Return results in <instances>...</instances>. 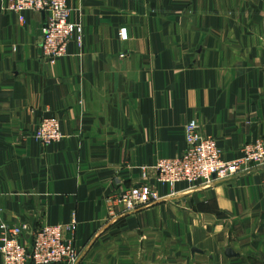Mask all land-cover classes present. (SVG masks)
Wrapping results in <instances>:
<instances>
[{
  "label": "crops",
  "instance_id": "obj_1",
  "mask_svg": "<svg viewBox=\"0 0 264 264\" xmlns=\"http://www.w3.org/2000/svg\"><path fill=\"white\" fill-rule=\"evenodd\" d=\"M4 1L0 225H69L75 213L76 264H264V167L172 186L137 169L180 155L191 120L226 161L264 141V0H67L82 44L54 61L44 13L20 22ZM43 118L58 120L60 142L33 137ZM140 183L162 199L110 215L112 194Z\"/></svg>",
  "mask_w": 264,
  "mask_h": 264
},
{
  "label": "built area",
  "instance_id": "obj_2",
  "mask_svg": "<svg viewBox=\"0 0 264 264\" xmlns=\"http://www.w3.org/2000/svg\"><path fill=\"white\" fill-rule=\"evenodd\" d=\"M2 10L17 15L24 22V14L29 11L44 13L41 25L40 46L42 56L49 61L66 55L67 45L71 40L81 47L83 25L70 20V8L67 0H5ZM120 37L126 38L125 29L120 30ZM33 137L42 144L60 142L64 135L55 118H43L33 131ZM185 150L178 156L158 158L152 165L139 166V180L147 178L153 170L156 181L161 185L187 183L189 185L211 184L212 181L227 180L237 174L260 170L264 167V141L257 140L242 148V155L233 160H223L214 138L202 135L195 120L184 126ZM264 200V174L261 181ZM158 190L146 183L130 186L121 192H115L107 200L110 215L114 206H122L127 212L138 206L160 201ZM73 221L69 225L46 224L31 229L29 224L20 223L0 225V254L3 264H76L78 250L73 240L66 237V232H73ZM29 231L25 243L22 236Z\"/></svg>",
  "mask_w": 264,
  "mask_h": 264
},
{
  "label": "water",
  "instance_id": "obj_3",
  "mask_svg": "<svg viewBox=\"0 0 264 264\" xmlns=\"http://www.w3.org/2000/svg\"><path fill=\"white\" fill-rule=\"evenodd\" d=\"M226 253H227V255H231V254H230V253H231V252H230V250H227V252H226Z\"/></svg>",
  "mask_w": 264,
  "mask_h": 264
},
{
  "label": "rangeland",
  "instance_id": "obj_4",
  "mask_svg": "<svg viewBox=\"0 0 264 264\" xmlns=\"http://www.w3.org/2000/svg\"><path fill=\"white\" fill-rule=\"evenodd\" d=\"M257 140H261V139H257ZM257 140H256V141H257ZM256 141H255V142H256ZM255 142H254V143H255ZM252 144H253V143H252Z\"/></svg>",
  "mask_w": 264,
  "mask_h": 264
}]
</instances>
